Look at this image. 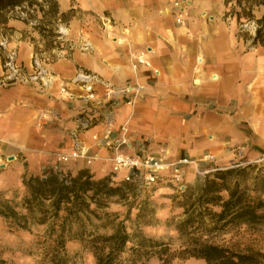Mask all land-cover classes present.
Masks as SVG:
<instances>
[{
  "label": "crops",
  "instance_id": "0c3cea01",
  "mask_svg": "<svg viewBox=\"0 0 264 264\" xmlns=\"http://www.w3.org/2000/svg\"><path fill=\"white\" fill-rule=\"evenodd\" d=\"M56 4L58 16L71 14L64 22L70 50L42 61L40 67L53 78L46 86L26 82L37 56L39 35L33 23L7 18L2 24L8 34H0L5 55L0 56V193L24 191V180L43 179L55 169L57 156L72 151L71 132L85 110L95 119L79 140L95 160L71 164L68 170L74 175L87 171L96 180L111 177L113 152L103 141L108 122L112 139L126 125L128 153L138 145L167 150L172 159L182 149L189 158L241 146L264 151V50L250 46L254 28L249 43L238 38L236 20L225 18L224 0ZM10 54L22 76L9 81L2 59ZM79 71L101 82L95 85L98 104L60 94L67 85L79 96L71 84ZM132 83L144 88L140 99L115 107L107 92Z\"/></svg>",
  "mask_w": 264,
  "mask_h": 264
},
{
  "label": "rangeland",
  "instance_id": "374dc122",
  "mask_svg": "<svg viewBox=\"0 0 264 264\" xmlns=\"http://www.w3.org/2000/svg\"><path fill=\"white\" fill-rule=\"evenodd\" d=\"M53 1L56 2V0ZM24 6L25 10H23L24 7L15 8L7 14L5 19L0 18L2 31L0 34L3 36L8 34L7 28L2 26V21L7 18L27 24L32 22L34 30L39 35L35 44L37 56L33 60L40 66L42 61L48 62L54 57L61 56L62 50L69 52L70 47L64 40L68 26L64 22L69 20L71 14L67 13L62 17L57 14L51 16L50 0H36L33 1L32 7H27V4ZM229 11L230 7L226 8L225 15ZM254 16L259 18L260 12L254 11ZM225 18L230 17L225 16ZM252 28L254 26L250 23H245L241 27L237 24V36L243 43L246 41L249 43ZM45 31L54 32L55 39H51L48 36L49 33ZM2 51L0 48V56L3 54ZM64 54L67 56L66 53ZM3 56L5 57L4 54ZM2 61L5 63L6 58ZM125 102V98H119L116 103L114 102L115 107L124 105ZM182 142L185 145V141ZM187 151L182 149L178 159H189L195 165L185 171L184 193L177 192L170 183H161L148 189L131 186L125 198L112 199L105 209L97 211L96 216H90L85 221V235L80 239L76 237L77 240H74L77 226L72 225V230L64 235L67 264H95L93 250L89 243L92 238L110 236L121 230L129 235L141 234L146 238L167 244L168 251L162 257L154 256L137 264H206L203 260L188 257L186 251L194 241L222 248L229 253L259 254L255 256V259L259 264H264V222L256 226L230 224L213 229L212 219L205 216L202 223L188 227L186 235L183 236L177 232L178 224L186 219L185 210H190L195 203L199 187L205 178L218 170L231 172L226 176V184L230 190L236 188L243 194L246 201H251L255 205L258 202L264 203V151L241 146L226 150H207L198 157L190 158L186 155ZM167 156L172 159L168 152ZM68 167L61 166V169L75 177L76 175L71 173ZM82 172L87 173V171ZM111 177L116 178L113 175ZM111 182L113 186L119 185L122 178L119 182L111 179ZM189 194L193 197L187 198ZM220 196L224 200L228 198L226 192H222ZM26 199V188L24 191H15L11 194L0 193L1 211H6L5 208L9 207L17 214L27 216L26 221H13L0 216V262L2 264H49L51 251L58 236L57 226L61 220L56 222L47 220L43 224L39 223L38 213L31 216L26 212ZM208 208L213 213L220 211L217 207L208 206ZM259 212L264 213V209ZM59 216L64 217V214L60 212ZM18 224L25 226L26 229L18 228ZM108 247L109 245H101V252H107ZM127 256L128 254H125L123 257Z\"/></svg>",
  "mask_w": 264,
  "mask_h": 264
},
{
  "label": "trees",
  "instance_id": "16d2710c",
  "mask_svg": "<svg viewBox=\"0 0 264 264\" xmlns=\"http://www.w3.org/2000/svg\"><path fill=\"white\" fill-rule=\"evenodd\" d=\"M33 1L36 0H0V18L5 19L7 14L15 8L24 7L23 10H25L24 4L32 7ZM50 1L51 16H55L58 14L56 2ZM224 5L226 8L230 7V11L225 16L235 18L239 27L245 23L253 24L254 35L250 46L264 50V0H224ZM254 11L260 12L259 18L254 16ZM4 22L5 20L2 21ZM46 33H49L48 36L51 39H55L54 32ZM230 173L229 170H218L205 178L198 189L195 203L190 210H185L186 219L177 226V232L180 235H186L188 227L202 223L205 216L212 219L213 229L230 224L256 226L264 222V213L259 212L264 209V203L258 202L255 205L251 201H246L243 194L236 188L230 190L226 184V176ZM23 185L27 190L25 210L28 214L32 216L38 213L40 218L37 220L42 224L47 220L53 222L61 220L57 226L58 236L51 251L49 264H67L64 235L72 230L73 224L77 226L74 240H77L76 237L80 239L85 235V221L90 216H96V212L105 209L112 199L125 198L131 186H134L124 182L113 186L109 176L94 180L83 172L72 177L69 174H62L59 169H50L43 179L24 180ZM222 192L228 194L226 200L220 196ZM186 197L192 198L193 195L189 194ZM208 206L217 207L220 211L213 213ZM5 209L6 211L0 210V216L4 219L27 220L26 215H19L9 207ZM60 212L64 214V217L60 218ZM18 228L26 229L19 224ZM51 229L54 231L52 227ZM89 243L93 250L95 264H137L154 256L162 257L168 251L167 244L146 238L141 234L129 235L123 230L116 231L110 236H95ZM101 245H109L107 252H101ZM188 247H190L186 251L188 257L203 260L206 264H259L255 259V256L259 254L229 253L222 248L195 241ZM125 254H128L126 258L123 257Z\"/></svg>",
  "mask_w": 264,
  "mask_h": 264
},
{
  "label": "built area",
  "instance_id": "2783aa9c",
  "mask_svg": "<svg viewBox=\"0 0 264 264\" xmlns=\"http://www.w3.org/2000/svg\"><path fill=\"white\" fill-rule=\"evenodd\" d=\"M136 63L146 66V63H143L139 59H136ZM4 66L8 73L6 76L7 80L21 78L22 74L20 73V69L16 67L13 54L6 57ZM132 67L135 69L136 64H133ZM153 74L156 75L157 72H153ZM26 82H42L46 86L53 82V78L46 74L37 61H34L33 73ZM100 83L94 76L79 71L76 78L71 82L79 90V96H76L75 93L69 90L67 85H63L59 92L68 100L80 99L86 104H98L96 102L95 85ZM143 90L144 88L139 84L132 83L125 84L120 89H110L106 95L109 96V101L115 103L119 98H128L124 104L132 105L140 99ZM94 119V113L91 110L90 112L85 110L77 118L76 128L71 132L72 151L68 154L59 155L56 158L58 165L55 169H59L62 174L65 175L66 172L61 169V166H70L80 160H84L87 163L95 160L94 157L89 155L88 150L79 140L80 134L91 127ZM112 133L113 125L108 122L104 129L103 141L105 147L112 149L113 152L109 159L111 175H122V182L144 189L157 186L161 183H170L177 192L184 193L186 190L185 171L187 168L195 165L193 161L186 158L172 160L169 159L167 152L164 150L152 152L149 148L140 145H138L137 149L135 148V153H128L127 151L131 150V143L128 141L126 125L119 128V135L115 139L111 138ZM92 139L94 141L97 140L95 136Z\"/></svg>",
  "mask_w": 264,
  "mask_h": 264
},
{
  "label": "water",
  "instance_id": "95a60500",
  "mask_svg": "<svg viewBox=\"0 0 264 264\" xmlns=\"http://www.w3.org/2000/svg\"><path fill=\"white\" fill-rule=\"evenodd\" d=\"M12 159H13L12 157H9V158H8L9 161H12Z\"/></svg>",
  "mask_w": 264,
  "mask_h": 264
}]
</instances>
